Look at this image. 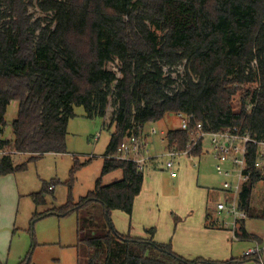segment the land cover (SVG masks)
I'll return each instance as SVG.
<instances>
[{"label":"trees","instance_id":"trees-1","mask_svg":"<svg viewBox=\"0 0 264 264\" xmlns=\"http://www.w3.org/2000/svg\"><path fill=\"white\" fill-rule=\"evenodd\" d=\"M33 0H0V148L11 152L0 159V176L26 169L14 156L38 159L65 153L68 124L75 107L89 118H107L112 128L102 174L120 168L123 177L95 189L76 203L70 193L59 213L100 202L109 225L84 234L78 225V246L87 248V264H198L171 243L146 236L121 234L112 211L132 215L144 185V173L133 162L117 159L125 136L167 113L193 114L204 130L237 128L264 142V0H38L45 14L27 15ZM119 61L117 71L108 68ZM183 66V72L176 68ZM175 74V75H173ZM179 82V83H178ZM256 84L239 95L241 85ZM17 101L12 136L5 138L6 114ZM109 105L113 108L107 115ZM169 149L183 150L187 131L169 129ZM201 142L192 156L201 153ZM259 149L248 145L251 179L239 195L248 217L232 230L239 240L262 241L247 230L252 199L264 168H256ZM84 164H75L72 179ZM48 184L30 196L45 202ZM208 227H217L208 213ZM178 217L175 218V221ZM243 258H249L243 256ZM251 259V258H249Z\"/></svg>","mask_w":264,"mask_h":264},{"label":"rangeland","instance_id":"rangeland-1","mask_svg":"<svg viewBox=\"0 0 264 264\" xmlns=\"http://www.w3.org/2000/svg\"><path fill=\"white\" fill-rule=\"evenodd\" d=\"M38 0H33L28 6L27 15L34 21L43 18L45 14L37 6ZM120 63L114 60L108 68L119 74ZM183 72V66L176 68ZM175 75V74H173ZM179 83V82H178ZM256 84L241 85L239 95L253 92ZM113 108L109 105L107 115ZM18 115V103L13 101L7 110V126L5 138L12 136V123ZM107 118L97 116L89 118L82 106L75 107V116L68 124V135L65 153H46L38 159H31L29 154L14 156L16 164L25 163L26 169L12 174L0 176V264H87V248L78 246V225L84 234L93 231H105L109 223L100 202H93L67 215L60 214V208L67 202L70 193L76 203L93 191L96 182L101 178L107 185L122 179L123 171L118 168L111 173L102 174L104 155L110 142L112 128H108ZM181 119L176 113H167L162 119L149 122L141 129L147 134L148 149L151 156L156 157L147 163L144 173L145 191L159 185L162 201L161 208L168 206V219H173L177 225H183L186 209L193 212L192 222L206 225L208 235L203 242L198 255L190 258H200L198 264H255L249 258H243L245 251L253 246V240H239L233 234V217L226 212H218L217 204L231 202L234 193L223 188L227 179L218 174L217 160L213 155L211 138L205 137L204 152L197 156L181 155L176 159V170L179 177L170 178V170L164 166L166 157V135L169 129L179 128ZM156 128L157 133H149ZM162 131L164 133H162ZM164 138V141H163ZM10 154V148H6ZM84 164L72 179L71 170L75 164ZM229 179V178H228ZM232 180V179H230ZM44 183L48 184V192L44 194L45 202L36 204L31 193L40 192ZM179 184L180 186H178ZM259 193V194H258ZM142 200V196L140 198ZM139 200V201H140ZM253 217L247 220V229L263 238L264 247V186L257 185L253 195ZM171 208V209H169ZM112 211V225H129L128 218L117 217ZM173 212V216L171 214ZM123 213V212H121ZM212 213L218 219L217 227L207 226L206 214ZM123 215V214H122ZM126 215V214H125ZM262 217V218H260ZM229 223L230 225H224ZM174 224V221H173ZM175 225V224H174ZM118 230V229H117ZM128 235V230L125 233Z\"/></svg>","mask_w":264,"mask_h":264},{"label":"built area","instance_id":"built-area-1","mask_svg":"<svg viewBox=\"0 0 264 264\" xmlns=\"http://www.w3.org/2000/svg\"><path fill=\"white\" fill-rule=\"evenodd\" d=\"M178 115L181 119L180 128L188 132L189 141L183 150L168 148L164 153V157H166L164 166L167 170H170L172 178L177 177V157L181 155L192 156L191 153L194 148L200 142L203 144L205 137L209 135L213 147V155L217 160L216 170L218 174L227 178L223 183V188L234 193L233 201L220 202L217 204V209L218 212H226L233 217L232 224L234 229L237 220L248 217L247 211L242 209L239 204V195L244 185L251 179L250 165L247 159L248 145L254 143L258 146L259 155L255 162V167L264 168V142L258 141L248 133L241 134L237 128L208 132L204 130L201 122L195 121L192 123L195 118L193 114L180 113ZM156 131V128H153L148 134L157 133ZM162 133L164 132L162 131ZM5 155H8L7 150L0 148V159ZM114 157L133 162L140 171H144L147 163L156 158L150 155L147 148V134L144 135L141 130L137 134L131 133V135L125 136L118 154ZM244 256L254 260L255 264H264V247L258 240H253V246L245 251Z\"/></svg>","mask_w":264,"mask_h":264},{"label":"crops","instance_id":"crops-1","mask_svg":"<svg viewBox=\"0 0 264 264\" xmlns=\"http://www.w3.org/2000/svg\"><path fill=\"white\" fill-rule=\"evenodd\" d=\"M201 146L202 147H201L200 155L203 154L204 152L203 145ZM200 155H198L197 157H200ZM178 177L179 175H177V177L175 178H172L170 176V178L172 179H177ZM158 184L160 185V183ZM158 184H155V188H153V190L148 189L146 191H145L146 184L143 185L142 191L135 199L132 215L131 216L127 214L125 215V213H121V212L116 213L118 218L120 216H123L124 219L128 218L127 221L129 222V225L127 226L116 225L115 228L118 229L120 233H125V231L128 230V235L137 236V237L146 236L145 233L146 229L154 228L155 229L154 239L156 241L162 243H171L173 249L177 253L183 255L184 257L190 258L193 255L196 254L198 255L199 253H202L200 252V250L201 248L203 249V242L199 243L197 239H203L204 236L209 234L208 233L209 230L205 228L206 225H204V222L203 225H200L199 219H201V214L198 215L197 222L195 223L192 222L193 217H191L193 212H189V210L186 209V213H185L186 217L183 225H177L175 223V218L177 216L174 217V220L168 219L167 216L170 215V213H168L167 211L168 206L161 208L162 201L164 200V198L166 199L167 197L163 195L161 196ZM259 184H262L264 186V181L259 182L258 185ZM177 185L180 186L179 184ZM160 186L162 187V185ZM141 196H142V200H140ZM252 207H254L253 200H252ZM171 214L173 216V212H171ZM210 215L212 221H217L219 223L218 219L214 220L215 217L213 216L212 213ZM249 219L250 218H248L247 220ZM173 221L175 225L173 224ZM205 221L209 223V221L206 218ZM256 236L263 243V238H261L259 235ZM241 264H245V263H241Z\"/></svg>","mask_w":264,"mask_h":264}]
</instances>
